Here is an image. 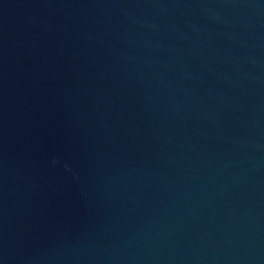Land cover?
<instances>
[{"label": "water", "instance_id": "1", "mask_svg": "<svg viewBox=\"0 0 264 264\" xmlns=\"http://www.w3.org/2000/svg\"><path fill=\"white\" fill-rule=\"evenodd\" d=\"M0 264H264V0H0Z\"/></svg>", "mask_w": 264, "mask_h": 264}]
</instances>
